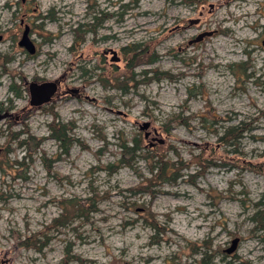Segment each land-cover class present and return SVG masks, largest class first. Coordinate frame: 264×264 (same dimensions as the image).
<instances>
[{
  "label": "rangeland",
  "instance_id": "374dc122",
  "mask_svg": "<svg viewBox=\"0 0 264 264\" xmlns=\"http://www.w3.org/2000/svg\"><path fill=\"white\" fill-rule=\"evenodd\" d=\"M25 26L32 54L18 45ZM133 45L147 55L131 81L123 48ZM43 81L57 90L32 106L29 84ZM57 122L79 140L67 154L50 135ZM238 122L235 143L217 140ZM26 130L38 149L15 164L27 152L11 141ZM136 133L189 163L181 177L145 192L149 161H118V143ZM201 155L215 164L198 167ZM258 210L264 0H0V264H238L246 244L244 264H264ZM36 238L40 250L25 246Z\"/></svg>",
  "mask_w": 264,
  "mask_h": 264
},
{
  "label": "trees",
  "instance_id": "16d2710c",
  "mask_svg": "<svg viewBox=\"0 0 264 264\" xmlns=\"http://www.w3.org/2000/svg\"><path fill=\"white\" fill-rule=\"evenodd\" d=\"M186 1H190V0H186ZM94 18H97V17L94 16ZM96 25L97 24H92V27L87 29V31L94 33V31H95L94 26H96ZM83 26H85V25H83ZM78 41L82 42L83 36L82 37L80 36L78 38ZM76 42H77V40L74 41V45H76ZM123 50H124L125 55H127V58H126L127 66H126V68L129 70V73H131V75H127L126 78L133 81L134 74L132 72V67L138 63V58L140 55H147V54L145 52V49L141 48L139 45H133V46L127 47V48L124 47ZM152 60L150 59V61H152ZM84 73L87 74V72L85 70H84ZM123 83H124V81L123 82L122 81H116L115 87H117L116 89H118L121 94H126L130 90V88H125V86H123ZM133 86H135V84ZM11 91H14L13 88H11ZM14 92H15V94H17L16 91H14ZM43 109L46 111H49L50 113L53 112L52 106H48L47 108H43ZM54 116H55V114H54ZM177 119H175V120H177ZM242 123L243 122H238L235 125L224 127L222 130V135L218 136L217 140L219 142H221L222 144L231 145V144L235 143L237 138L240 136V129L242 130V127H243ZM51 125H53V124H51ZM50 129H51L50 135L57 142L59 150L61 151L62 154H67L68 149H69L72 142L79 141L78 139L76 140L75 138H72L69 136L68 131L71 130V126H69V124L67 125L66 123L57 122L56 124L51 126ZM25 135L27 137L25 139H22V140L19 139L18 135H16L17 138H15V137L12 138L13 141H11V143H15L16 147H20V148L23 147V149H25V152H27L22 157L23 160L22 161L15 160V162H14L15 164H19V163L23 162L24 159H26V158H28L29 160H32V158H31L32 154L35 153L36 150L38 149V143L39 142L36 141L35 137L33 135L29 134L27 130H26ZM118 147L120 149V155H121L118 161L123 165L131 167V165H132L131 162H132V160H134L133 158L136 154L141 156V157L146 158L149 161L150 172L152 175L151 177H153V179L148 180L147 181L148 184L142 186V188H144L143 190H145V192H149L150 194L152 192L150 190V187H151L150 185L152 183H154V182L155 183H168V184L174 183L179 177H181L180 171L183 168V166L187 167V165L189 164V163L184 164V161L182 162L181 159L171 160V159L167 158L166 154H164V152H163L164 149H162V148H156L154 150H150V148L144 147L143 146V137H142L141 133L134 134L130 139L124 138L123 140H121L118 143ZM144 148H146V149H144ZM10 150H12V148L11 149L7 148L6 151L4 152V156L7 153H9ZM140 151H143V154H140ZM138 152H139V154H138ZM193 159H194L193 162L196 165H198V167H201L202 169H205V167L209 164H215L214 162L208 161L206 158H203L202 155L196 156ZM63 203L64 202H61V205ZM75 206L76 205H72V207H75ZM84 211H85V209H84ZM253 217L255 220L262 222L264 220V211H261V210L256 211ZM60 223H61V220L55 218V219H53L52 225L54 227H57V225H63L64 224V222H62L61 224ZM38 236L39 235L37 234V237ZM39 239L40 238H36L35 240H33L30 243V245H27L26 241H25V246H35V247H37L38 250H40L41 247L45 245V243ZM200 255H201L200 256L201 257L200 262L203 263L205 258L202 255H205V252H204V254H202L200 252Z\"/></svg>",
  "mask_w": 264,
  "mask_h": 264
},
{
  "label": "water",
  "instance_id": "95a60500",
  "mask_svg": "<svg viewBox=\"0 0 264 264\" xmlns=\"http://www.w3.org/2000/svg\"><path fill=\"white\" fill-rule=\"evenodd\" d=\"M196 21V20H194ZM211 32H202L195 36L191 41H198L200 40L204 35H209ZM18 45L20 47H23L29 54H32L35 52L36 48L31 41L29 35H28V27L25 26L21 38L18 41ZM113 59L116 60L117 57L113 56ZM57 90V83L55 81H43L40 83L31 82L29 84V103L32 106H39L43 103H46L51 100L52 95ZM148 123H144L143 126H141V129H145ZM144 136L146 138L147 132L144 133ZM237 238L232 240L231 246L228 248V251H232L236 245Z\"/></svg>",
  "mask_w": 264,
  "mask_h": 264
},
{
  "label": "bare ground",
  "instance_id": "6f19581e",
  "mask_svg": "<svg viewBox=\"0 0 264 264\" xmlns=\"http://www.w3.org/2000/svg\"><path fill=\"white\" fill-rule=\"evenodd\" d=\"M137 26H140V25H137ZM245 239L246 238L244 237L243 240H245ZM253 248H254V246H252V245H249V244L244 245V248H243L244 254L245 253H249V252L251 253V251L253 250ZM244 254L237 253V255H235L234 258L230 259V263H232L234 261H237L238 264H244V260L246 259V257L244 256Z\"/></svg>",
  "mask_w": 264,
  "mask_h": 264
}]
</instances>
